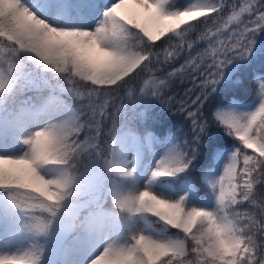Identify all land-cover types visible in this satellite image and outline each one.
Masks as SVG:
<instances>
[{
  "label": "snow or ice",
  "instance_id": "snow-or-ice-1",
  "mask_svg": "<svg viewBox=\"0 0 264 264\" xmlns=\"http://www.w3.org/2000/svg\"><path fill=\"white\" fill-rule=\"evenodd\" d=\"M128 4L142 9L147 22L138 20V14L126 7ZM230 7L231 14L221 22L219 16L225 9L223 0H197L183 10H169L171 0H116L104 10L103 18L94 29L82 30L49 25L33 13L24 0H0V38L9 42L12 57L20 52L31 54L61 74L70 85L68 89L86 99L89 105L86 122L71 117L48 124L23 139L26 146L23 154L0 155V189L16 207L33 218L35 209L48 213L46 218L31 225L35 232L46 233L52 218L68 210L67 201L75 183V162L87 149L100 150L98 140L104 134L101 125L109 117V99H114V93L127 83L125 78H132L133 73H152L153 62H161V52L156 51L159 46L155 42L166 34H170L169 39L174 36L180 42L173 51L163 50L164 60L178 55L184 37L195 27L192 22L204 18L205 25L211 20L220 27L215 31L206 28L200 39H206L209 48L190 62L201 78L195 85L196 91L189 89L186 93L195 96L191 104L183 100L180 104V111L191 121V146L185 144L183 151L162 157L151 176L153 179L172 177L188 167L200 134L207 127L208 121L200 109L208 90H214L227 65L250 54L256 33L264 31V0H243ZM244 14H247L246 20L242 18ZM232 23L236 26L229 29ZM222 28L226 29L225 39L219 38ZM188 47L191 48V44ZM209 55L211 63L206 64ZM14 67L11 61L5 78L0 80V104L11 90L6 85ZM176 71L180 70L170 75ZM77 79L90 82L86 94L76 89ZM192 80L195 84L196 77ZM150 82L154 87L147 92L141 89V92L158 99L165 81ZM257 88L255 110L214 114L240 145L231 154L223 174L211 182L215 209L186 207L184 196L176 200L161 198L147 186L135 192L114 194L116 206L130 220L137 215L151 214L180 235L162 241L144 231H133L127 241L104 246L90 264H264V196L258 198L255 190L256 184L264 185V80H257ZM115 115L111 114L113 121ZM82 132L83 139L80 138ZM247 150H251V154ZM104 167L121 176L133 174L123 163L110 158L104 159ZM25 189L39 195L21 191ZM245 201L253 211L237 210ZM39 259L33 249L0 255V264H38Z\"/></svg>",
  "mask_w": 264,
  "mask_h": 264
},
{
  "label": "rangeland",
  "instance_id": "rangeland-1",
  "mask_svg": "<svg viewBox=\"0 0 264 264\" xmlns=\"http://www.w3.org/2000/svg\"><path fill=\"white\" fill-rule=\"evenodd\" d=\"M115 2L116 0H24L30 10L49 25L57 28L82 30L94 29L103 18L104 10ZM196 2L197 0H189L178 10H183ZM126 7L137 13L138 18L146 17L137 5L128 4ZM231 11L232 9L226 11L227 15L225 19L223 17L224 21L227 20ZM242 18L246 20L247 14H244ZM235 26V23H232L228 25V28L231 29ZM225 32L226 29L222 28L220 39L226 38ZM263 38L264 31H258L254 37L253 45L258 39ZM208 48V41L198 37L191 43V48L187 47L184 52L179 54L172 66L159 73L147 74L142 81L139 93H142L141 89L147 92L154 87L151 80H155L157 83L164 80L167 85L172 78L170 73L175 70H180L175 73L188 72L187 75H191L185 77L189 79L188 82L193 83L192 78L196 77L195 84H199L201 79L199 73L193 70L190 62L197 59L198 55L204 53ZM205 63H211L210 55L206 58ZM17 76L21 81L23 77L31 80L30 76L24 75L20 69H17ZM4 78L5 73L0 70V80ZM259 79L264 80V77ZM257 104L258 95L246 103L232 99L226 105L218 107L215 113L251 112L255 110ZM73 116L74 109L61 102L58 97L47 100L37 110L32 109L29 103L24 100L15 113L11 114L10 111L0 113V155L18 156L23 154L26 151V146L22 141L30 132ZM109 138L108 148H102L104 152L97 149L85 150L86 161L78 171L74 172L75 183L72 195L67 201L68 210L61 211L52 218V223L46 233L35 232L31 225L46 218L48 213L42 209H35L33 218L25 210L16 207L9 199L8 194L0 192V253L2 255L20 254L35 249L40 256L38 264L90 263L104 246L116 242L120 236L116 230L117 216L104 204L107 203V200L116 204L114 194L135 192L146 186L161 198L176 200L184 196L186 207L204 208L209 211L215 209V193L210 185L223 174V168L229 162L235 147L217 153L215 165L209 168L203 177L205 184L209 187V195L202 197V191L199 190V192L197 188L193 187L190 177L189 180L181 182L180 189L174 190L168 185L155 182L151 176L158 160L177 151L172 135H167L164 140L151 133L146 136L145 145L151 155L142 167L137 184L132 187L118 183L113 176L121 175L115 171L108 172L104 167V159L110 158L116 163H123L126 170L131 169L132 173H135L142 157L138 139L129 131H121ZM103 145L105 144L102 142L101 146ZM125 149L131 151L128 157L124 155ZM26 193L33 196L39 195L31 191ZM79 224L83 228L81 235L77 233L76 226ZM133 231H144L162 241L170 240L167 235L153 229L143 215H137L131 219L130 226L121 233L122 241H127Z\"/></svg>",
  "mask_w": 264,
  "mask_h": 264
},
{
  "label": "trees",
  "instance_id": "trees-1",
  "mask_svg": "<svg viewBox=\"0 0 264 264\" xmlns=\"http://www.w3.org/2000/svg\"><path fill=\"white\" fill-rule=\"evenodd\" d=\"M189 0H171V8L169 10H178ZM243 0H223L225 9L220 13V21H224L227 12L231 9L232 4H239ZM216 17V13L210 14ZM224 17V19H223ZM141 22H147V18H137ZM204 18L199 21H193L195 27L189 31L184 37L183 48L179 54L184 52L188 45L201 37L206 28H211L212 31L220 26V24L213 25L211 20L205 25L202 23ZM134 31H138L133 29ZM170 34H166L156 41V51L161 52V62L152 64V73H159L169 66H172L174 61L177 60L178 55L171 59L164 60L163 50L166 48L168 51H173L174 46L180 41L176 37L169 39ZM13 61L15 67L13 73L9 77L8 85L10 92L3 104H0V113L7 111L15 112L18 107L26 100L32 109H38L44 102L52 97H58L61 102L71 106L75 111V116L81 123L86 122L89 116V105L86 99L80 98L71 92L68 87L67 81L64 80L61 74L55 73L38 59L31 56V54L20 52L15 57H12L9 42L0 38V70L6 73L8 64ZM17 69H20L23 74L30 76L31 80L20 78L17 76ZM147 72H140L139 75L132 74V78H125L127 83L123 84L114 93V99H109V108L107 109L109 117L105 119L101 125L104 134L98 140L101 152L102 148H108L109 136L113 137L122 130L133 132L139 141L143 144L147 133H153L159 138L163 139L167 134H171L178 151H183L184 145L191 146L192 126L191 121L184 113L180 111L181 101H187L191 104V100L195 98L194 95L187 94L189 89L196 90L198 84L189 83V79L185 78L186 73H175L172 75L168 84L163 86L159 91L160 97L156 99L150 95L139 93L141 84ZM264 77V38L258 39L252 47L250 54L243 59H236L231 64L223 69V75L219 82L216 84L214 90H208V94L201 106V113L208 121L206 129L200 134V140L195 145V153L191 156V162L188 167L181 173L172 177H157L155 181L158 183L166 184L174 190L180 189L182 180H187L190 177L192 185L198 191H202L201 196L209 195V187L205 184L203 177L206 171L215 165L216 154L219 151L226 150L230 147H235V150L240 147L238 141L234 136L229 135L226 126L217 120L214 116L218 107L224 106L231 101L232 98L240 101L247 102L257 96V80ZM76 89L87 93V89L91 87L90 82L75 81ZM115 87V86H113ZM198 94V93H197ZM2 95V93H0ZM102 99V98H101ZM120 109L119 112H116ZM116 113L114 121L111 116ZM83 139V132L81 134ZM144 146V145H143ZM145 149V146L143 147ZM251 154V150H247ZM85 151L82 152L75 162L74 172L78 171L86 161ZM150 153L144 151V156L138 165L136 175L132 176H114L118 183L126 186H133L137 183V176L141 172V168L149 159ZM187 159V157H184ZM242 164V157H241ZM255 190L258 198L264 196V185L256 184ZM22 192H29L27 189L21 190ZM199 191V192H200ZM1 193L7 194L3 189ZM117 216L116 225L120 236L117 243H123L122 231L129 227L131 220L127 214L122 212L114 203L107 200L104 204ZM238 211H253L252 207L245 201L241 204ZM147 215V216H146ZM143 215L147 223L171 239L180 235L177 230L164 225L158 218L152 217L151 214ZM77 233H83V228L79 224Z\"/></svg>",
  "mask_w": 264,
  "mask_h": 264
},
{
  "label": "bare ground",
  "instance_id": "bare-ground-1",
  "mask_svg": "<svg viewBox=\"0 0 264 264\" xmlns=\"http://www.w3.org/2000/svg\"><path fill=\"white\" fill-rule=\"evenodd\" d=\"M130 152H131L130 150L125 149V151H124V155L128 157L129 154H130ZM0 255H2V254L0 253ZM85 264H90V263H86V262H85Z\"/></svg>",
  "mask_w": 264,
  "mask_h": 264
}]
</instances>
